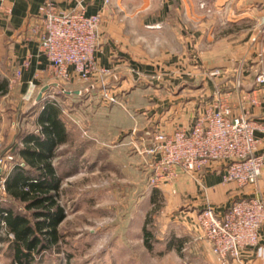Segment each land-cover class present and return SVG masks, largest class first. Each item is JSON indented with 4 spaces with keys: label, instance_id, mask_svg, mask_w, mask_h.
Returning <instances> with one entry per match:
<instances>
[{
    "label": "crops",
    "instance_id": "0c3cea01",
    "mask_svg": "<svg viewBox=\"0 0 264 264\" xmlns=\"http://www.w3.org/2000/svg\"><path fill=\"white\" fill-rule=\"evenodd\" d=\"M45 1L0 0V34L6 41L2 48L13 63L21 64L29 60V66L22 71L21 84L29 94L30 81L35 82V89L41 86L37 101L42 104L49 99L48 92L59 87L57 81H49L53 77L49 62L40 50L38 39L31 34L32 26L41 21L40 10ZM54 2L63 10L83 8L87 14L102 15L95 60L99 66L111 70L106 80L117 87L122 102L130 104L138 119L142 116L149 120L151 131L147 132L151 139L157 131L172 132L176 127H191L197 115L223 97L229 101L235 115H239L245 105L251 109L254 119L264 124V87L256 91L258 105H253L250 100L243 101V96H252L256 88L255 72L264 70V33H260L258 25V18L264 17V0ZM6 7L9 12L5 11ZM254 35L259 38L257 42L252 41ZM215 70H220L222 74L212 76L209 73ZM186 71H196V78L192 73L189 83H185ZM237 81L241 82L240 88H236ZM90 82L92 89L86 88L84 96L82 89H64L63 96L54 90L53 99L61 108V116L70 135V141L59 148V153L71 146L75 126H83L90 115L119 108L118 105L102 102L97 76ZM185 86L195 88L196 97H184L181 89ZM44 88L47 89L39 99ZM79 95L83 96L82 101L71 99ZM65 100L72 102L69 111L65 109ZM82 113L87 117L84 118ZM135 120L130 127L118 128V134H112L129 135L131 128L137 125V135L141 137L140 124ZM257 136L261 139L260 152H264V133L257 132ZM130 139V136L125 138L128 142ZM80 144L82 148L78 156L83 159L87 155V147ZM68 157L69 164L82 168V163L74 161L75 157ZM223 168L222 162H213L199 180L180 173L174 185L161 188L173 189L191 201L192 212L184 213V217L189 221L187 226L190 228L193 225L196 229V258L199 260L211 259L212 254L207 242L197 241L200 233L195 217L198 212L210 204L217 213L224 214L235 200L244 197H257L264 201V167L258 183L243 188L234 183H224ZM259 236V245L243 249L241 258L234 260V264H264V226ZM259 249L262 257L259 256Z\"/></svg>",
    "mask_w": 264,
    "mask_h": 264
},
{
    "label": "rangeland",
    "instance_id": "374dc122",
    "mask_svg": "<svg viewBox=\"0 0 264 264\" xmlns=\"http://www.w3.org/2000/svg\"><path fill=\"white\" fill-rule=\"evenodd\" d=\"M5 42L0 34V78L9 83V91L0 93V201L6 199L4 173L13 167L21 134L36 130L35 116L40 103L37 98L41 91L39 86L34 94L26 92L21 84L22 74H18L20 64L8 60L2 48ZM192 73L196 78V71L185 72V83L191 80ZM49 81H57L59 86L48 92L49 99L54 98V90L63 96L64 89H82L84 96L86 88L92 89L90 81L63 82L55 76ZM181 91L184 97H196L195 88L185 86ZM81 95L71 99L80 102L84 99ZM119 101L122 104H112L119 108H110L103 114L87 117L82 113L87 117L85 121L88 120L84 121L85 126H75L71 146L60 153L57 151L59 155L54 162H61V171L66 172L59 200L65 207L66 217L59 226L58 245L36 255L37 264H215L212 252L211 259L196 258V229L193 225L189 228V221L184 217V213L192 212L188 197L173 189L155 187L150 181L154 164L148 149L154 136L151 139L147 132L151 131L149 120L142 116L138 119L130 104L120 98ZM71 103H65L66 111ZM133 119L139 122L142 136L137 135V125L129 135L116 136L117 129L130 127ZM129 136L128 142L125 138ZM124 141L127 143L121 145ZM80 143L87 147L83 159L78 156ZM69 155L78 156L74 161L82 163L81 169L69 164ZM145 226L153 233L152 250L144 243ZM198 235L197 241L209 244ZM5 236L4 229H0V237ZM0 264H16L8 243L1 239Z\"/></svg>",
    "mask_w": 264,
    "mask_h": 264
},
{
    "label": "built area",
    "instance_id": "2783aa9c",
    "mask_svg": "<svg viewBox=\"0 0 264 264\" xmlns=\"http://www.w3.org/2000/svg\"><path fill=\"white\" fill-rule=\"evenodd\" d=\"M5 11L10 9L6 7ZM40 15L41 21L32 26L31 34L38 39L53 76L63 82L74 79L89 82L97 76L102 102L122 104L117 87L106 80L111 70L99 66L95 60L102 15L87 14L83 8L63 10L54 0L44 2ZM258 22L260 33H264V17L258 18ZM258 39L257 35L252 37L253 42ZM28 66L29 60L22 62L18 74ZM210 74L219 76L222 72L215 70ZM255 76L253 95H244L243 101L258 105L256 91L264 87V70L256 71ZM35 86V82L30 81L31 93ZM240 87L241 82L237 81L236 88ZM257 132L264 133V124L254 119L251 109L244 105L242 112L235 115L229 101L219 98L195 117L191 127L155 133L148 149L154 164L150 181L155 187L167 186L173 184L180 173L199 180L213 162H222L224 183L242 188L254 186L264 167V152H260L261 139ZM195 225L200 237L208 240L215 264H233L241 258L243 249L259 245V231L264 226V201L257 197L239 198L224 214L217 213L208 204L196 214ZM262 255L259 249V256Z\"/></svg>",
    "mask_w": 264,
    "mask_h": 264
},
{
    "label": "trees",
    "instance_id": "16d2710c",
    "mask_svg": "<svg viewBox=\"0 0 264 264\" xmlns=\"http://www.w3.org/2000/svg\"><path fill=\"white\" fill-rule=\"evenodd\" d=\"M8 84L7 79L0 78V93L9 91ZM38 111L36 130L21 134L13 167L4 173L6 199L0 201V229L6 236L0 239L8 243L16 264H37L36 255L57 246L59 226L66 217L59 201L66 172L54 158L70 141V135L56 100L39 103ZM152 238L153 233L145 226L144 243L149 250L153 249Z\"/></svg>",
    "mask_w": 264,
    "mask_h": 264
},
{
    "label": "water",
    "instance_id": "95a60500",
    "mask_svg": "<svg viewBox=\"0 0 264 264\" xmlns=\"http://www.w3.org/2000/svg\"><path fill=\"white\" fill-rule=\"evenodd\" d=\"M46 89H47V88H44V89L42 90V93L39 95V99L42 97V94H43V92L46 91Z\"/></svg>",
    "mask_w": 264,
    "mask_h": 264
}]
</instances>
